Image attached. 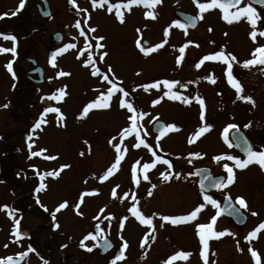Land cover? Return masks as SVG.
I'll use <instances>...</instances> for the list:
<instances>
[{
	"label": "rangeland",
	"instance_id": "374dc122",
	"mask_svg": "<svg viewBox=\"0 0 264 264\" xmlns=\"http://www.w3.org/2000/svg\"><path fill=\"white\" fill-rule=\"evenodd\" d=\"M31 1L26 0L23 8L16 11L21 0H0V33L15 36L22 50L21 60L17 62L22 75L16 77L6 67L9 62L12 63V68L15 64L12 53L0 54V180L3 176L7 181L3 194L1 192L4 188L0 182V206L7 205L9 210H15L11 216L8 210H0V260L11 256L13 264H44L45 261L48 264H113V261L115 264H156L155 260L159 256L165 259L163 253L167 252L168 259L170 255L182 250L191 255L188 258L182 257L181 261L176 259L177 264H205L202 252L207 255V264H256V259L252 256V251H255L260 264H264V229H261L256 237L245 239L264 222V199L260 202L254 200V204L246 205V209L238 204L236 198V202L231 199L234 193L240 196L244 194L252 199L256 192H264V168L259 164V169L254 166L246 173H238L237 183L228 194V199L230 198L235 208L239 206L240 210L242 208L249 213L251 220L247 221L246 225L237 226L230 217L221 215L218 208H214L212 217L219 213L214 231L228 230L231 234L219 238L210 236L207 249L200 243L197 225L193 228H174L165 224L163 227H157L161 243L145 253L147 248L141 247V243L146 229L138 226L132 219H136V215L130 216L137 208L143 210L144 214L147 211L151 217H160L162 210L168 212L179 209L174 212H181L184 209H180V205L186 196L188 205L192 207L191 201L195 195L198 194V199L200 198L199 189L196 190V185L189 180L185 182L183 173L191 170L193 166H204L202 168H208L214 176L227 174L224 165L232 166L234 163L226 159V155L231 154L229 137L227 142L224 139V129L228 125H240L241 128L245 124L250 125L248 128L253 138L252 143H255L256 147L264 148V65L243 66L244 61L254 58L252 53L257 47L264 46V36L259 35L264 31V7H254L258 9L259 23L253 29L246 16L241 17L239 21H225L222 24L223 13L216 8L201 13L194 0H161L148 11L155 14V19L149 16L142 19L141 12L134 11L133 24L120 27L115 16L104 11L97 15H94L95 12H92V15L84 14L85 9L76 11L75 8L79 9L80 6L77 0L75 5L70 3V0H53L56 7L65 2L66 7H61L57 18L65 19L70 28V37L78 35L76 24L83 17L87 16L92 20L83 22L79 32L87 27L93 44L90 45L91 52H83L79 50L84 45L81 39L71 38L75 47L70 50L66 48V54L55 59L53 66V61H48L47 34L56 29V26L52 22L39 21L40 18L34 17L31 13ZM200 2L209 3L210 0ZM247 4L248 0H243L238 7ZM179 7L203 16L199 26L187 34L178 29L170 19L172 10ZM99 8L98 4L96 9L99 11ZM213 19L219 22L213 27L215 42H207L208 45H205L207 43L204 39L197 38V35L205 31L209 37L212 29L209 31L211 25L208 21ZM41 28L45 29L47 34H42ZM91 28L96 31H89ZM253 30L257 31L255 41L250 36ZM101 36L104 39L99 43L104 47L97 48L96 38ZM136 39L146 48L167 42L163 43V47L145 54L136 47ZM198 40L201 42L194 43ZM189 41L192 43H188ZM145 42L147 44H144ZM185 45L187 47L181 54L179 49ZM0 46L12 48L13 41L0 37ZM222 47L228 54L236 57L235 61H229L232 64L233 77L242 85L241 95L252 97L254 104L238 98L236 89L228 82L225 62L215 64L217 62L213 60L204 61L199 68L196 67L204 56L214 55L222 51ZM103 52H107V56L100 60L99 56ZM89 55L98 59L96 66L85 64ZM181 55L183 59L178 64L177 60ZM26 57H35L42 60L43 64L46 63L48 72L45 77L55 92H45L49 88L40 92L36 88L39 85L25 78V70L30 66ZM109 66L111 72L108 71ZM95 68L103 75H92ZM60 71L69 75L60 76ZM104 75L112 81L111 84L104 80ZM213 79L215 83L212 82ZM164 80L177 83L169 89L163 83ZM145 85L149 87L146 88ZM110 87L113 89V95L109 108H92L83 113L86 105L95 102L102 93L106 95ZM61 88L65 90L64 97L60 100L51 99V96L59 95ZM118 88H123L125 92L130 88L132 95L125 97L117 91ZM172 94L187 98L191 102L186 104L184 99H171ZM197 96L204 100L203 109L195 99ZM122 100L125 104H132V110L121 106ZM155 100L160 102L154 104ZM46 105L59 108L60 113H45L44 110L49 108ZM42 114L46 123H41V127L37 129L35 124ZM132 116L136 117L133 141L121 142L117 137L112 139L114 135L120 137L121 132L127 128V122L132 121ZM157 120H163L166 125L175 124L179 131L167 130L163 135L157 136L152 132ZM67 124L68 130L65 131ZM203 124L211 125V128L196 137L194 134ZM24 133L28 137L27 142ZM147 139L152 145L144 143L139 147L134 146L139 144L140 140ZM190 139L193 140L192 143H189ZM114 145H120L119 153L123 155L120 157V163L123 162L124 165L119 164L111 173H107V169L114 164V156L119 154ZM3 152L6 154L3 155ZM32 152L41 154L32 156ZM51 156L56 158L48 159ZM156 156H162L161 160H171L181 167L182 181L169 185L166 182L158 183L157 181L164 179L161 173L169 176L176 173L167 172L165 166L169 165L160 162L146 180L156 184L151 188L152 194L145 197L147 185L137 183L138 179L134 180L130 176L133 175V169L138 171L140 165L150 159L156 160ZM216 156L225 158L216 161ZM18 164L21 182L14 183L13 170L17 169ZM126 164H132L131 171ZM61 165L68 167L54 178H47L42 174H39V179L33 177L35 169L55 172L59 171ZM170 165L169 169L173 167V164ZM100 175L109 179H99ZM41 183L45 188L40 189ZM113 185L118 186L115 197L111 191ZM31 190L36 199L40 198L39 205L35 204ZM225 193L227 192L217 195L221 196V201ZM65 201L67 207L57 212L58 205ZM77 204L79 213L75 208ZM131 207L134 208L129 210ZM253 212L256 215H252ZM53 213L55 219H60L56 222L59 225L56 232L48 231L47 236H50L47 238L40 233L35 234L34 238L29 234L23 236L24 229L27 228L28 233H31L37 228V224L45 222L48 215L53 218ZM199 214L198 225L206 224L210 216L207 209L203 208ZM124 217H128V225L125 223V227L121 228L120 223ZM97 219H108L110 224H114L118 232L113 234L116 244H124L126 241L131 245V254L129 253L127 261L116 263L111 257H99L94 252L96 239L91 238L95 237L92 223ZM15 220H19V235H16ZM66 255L70 256L69 262L66 261Z\"/></svg>",
	"mask_w": 264,
	"mask_h": 264
},
{
	"label": "flooded vegetation",
	"instance_id": "af4514ba",
	"mask_svg": "<svg viewBox=\"0 0 264 264\" xmlns=\"http://www.w3.org/2000/svg\"><path fill=\"white\" fill-rule=\"evenodd\" d=\"M79 1L80 3V6H79V9L78 8H75L76 11H81L83 9H86V11L84 12V14H91L92 15V12H95L94 15H97V13L99 14V12H106L107 14L109 15H113L115 16V19H116V23L118 24V26L120 27H124L126 24L127 25H132L133 24V13L134 11H140L141 12V17L142 19L146 18L148 16L145 15L146 12H148L150 10V7H146L144 4H134V5H131L130 9L129 8H121L119 9V11L122 13L123 15V22H121L118 18H117V15H116V9L113 8L112 11H108V8H109V4H116V3H127V0H109V3H105L103 4V6H100L99 8V11L98 9H96V7H93L92 5V0H77ZM249 2V1H248ZM55 2L53 0H32L31 1V4L33 5V10H31V13H33V16L34 17H38L40 18L39 21H43V22H52V24H54L56 26V29H54L52 32H49L47 34V31L45 29H40V31L42 32V34H47L48 36V41H49V46L46 48L48 50V61L49 63H51L53 61V58H49V54L51 52H53L55 54L54 56V60L57 59L59 56H63L65 53V49L67 48L68 50H70L71 48L67 47L68 45L72 44L73 45V41L71 38H79V40L81 39V41L84 43L83 47L80 48L79 50L80 51H83V52H91L92 48H90L91 46L90 45H93L90 41V38H89V33L87 32V27H85V29L83 30L84 31V35H81V33L79 32V30L82 28V25H83V22L86 23V21L88 22H91L92 20L89 18V17H83L81 20H80V28H77L78 29V35H76L75 37H70V32H69V27L67 26V24L65 23V19L64 20H59L57 18V16L60 14V11H61V7L65 5V2H61V4L56 7V5L54 4ZM253 6V5H252ZM253 7H256L258 9H261L260 7L258 6H253ZM185 8L183 7H179L178 9H174L172 10L171 14H172V17L170 19H172L174 21V25L184 31L185 33L191 31V30H195L199 24H200V19H197L196 20V26L194 27H187V26H184V27H181V23L179 21H177L174 17V12L176 10H183V11H186L192 15H194L195 17H199L198 15L194 14V13H191L189 12L188 10H184ZM257 9V10H258ZM260 11V10H259ZM170 17V15H169ZM178 22V23H177ZM209 22V25H211V27L209 26V28L212 29V31L210 32L209 34V37L205 34V31H201L200 33H198L197 35V38H202L204 39L205 43L207 42H210L209 44L211 43H214L215 40L213 39V33L215 34V32H213V27L216 24H218L219 22L216 21L215 19H213V21H208ZM221 23H225V20L222 19L221 20ZM259 23V22H258ZM61 27V32L59 33V35H57L58 37L55 38V33L59 30V28ZM96 27V26H95ZM208 32V30H207ZM220 36V34H219ZM226 36V35H225ZM131 38H133V35L131 36ZM213 39V40H212ZM197 42H201L200 40L198 41H194V43H197ZM205 45H208L205 44ZM13 46H15L16 48V52H15V55H13V58L15 60V64L12 68V74L14 73V77H16L17 75H22L21 73V68H19L20 66L18 65L17 66V62L19 60H21V57H22V50H21V45L19 43L18 40H15V42H13ZM138 47V46H136ZM62 48V49H60ZM220 48V46H219ZM223 49V50H222ZM225 48H221V50L227 55V51L224 50ZM62 50V51H61ZM217 50H220V49H217ZM61 51V52H60ZM220 52V51H219ZM93 61H94V65L96 66V62H98V59L97 58H94L92 57ZM26 61L30 64V66L25 70V78L30 81L31 83L35 84V85H39V87H36L38 91L40 92H43V89L46 88H49L48 91H45V92H49L48 94H52L53 92H55V90L53 89V86L52 84L46 80V73L48 72L47 70V65L46 63L43 64L42 60L40 61L38 58H35V57H26ZM209 62V60H207ZM215 64H222L224 63V61L222 60H215ZM38 67H41L42 71H43V78H42V81L41 82H38L41 78H39V74L37 72H34L35 69H37ZM96 69V68H95ZM19 78V77H18ZM130 88H127L126 89V92L130 95L131 94V91L129 90ZM132 110V109H131ZM132 124L133 122L132 121H128L126 126L127 128L125 129H131L132 128ZM246 125V124H245ZM245 125L241 128L240 125H237L245 134V136L251 141L253 138L252 136L249 134V128L248 127H245ZM65 131L66 129L68 130V124L66 125V128H64ZM124 129V130H125ZM122 131L121 134H120V137L117 135H114L112 137V139L114 137H117L118 140H120L121 142L122 141H133V130L132 131ZM26 133H24V138L26 137L25 135ZM252 138V139H251ZM109 140L110 141H112ZM82 140H84V138H82ZM26 142V141H25ZM146 145H152L148 139L145 141ZM252 143V141H251ZM231 143H229L230 145ZM253 145V149L256 150V151H260V150H264V148H260V147H256L255 143H252ZM120 146V145H119ZM118 146V147H119ZM235 146L233 144H231L230 146V149H231V154H227V156H233V157H238L240 159H245L246 158V155L245 154H242L238 151V149L234 148ZM135 150V149H134ZM3 155H5L6 153L3 152L2 153ZM117 156L120 157H123L122 153H119L118 155H115L114 156V163L116 161V158ZM162 158V156H160ZM166 156H164L165 158ZM156 159V158H155ZM123 160V159H122ZM125 160V159H124ZM123 160V161H124ZM228 160V159H227ZM170 162V164H173V167L171 169H169V166H165V169L167 172H170L173 173V172H176L174 174H172L170 176V179L169 180H160V181H157L158 183L160 182H166L167 185L171 184L172 182L175 183V182H179V181H182V177H186L184 179L185 182H187V180H189L191 183H193L194 185H196V190L199 189V195H200V198L198 199V194L195 195V198L193 199V201H191V205L192 207H190L188 205V197L186 196V198L182 201V204L180 205V209H184L183 211L181 210V212H174V211H178V210H174V211H169L168 212H165V211H160V217H158L157 215H153L152 217L150 216L151 214L148 213L147 211H145V214L143 213L144 211L137 208V212L140 213L141 216H143L145 219L147 218H151L152 219V224L151 225H147V224H144V223H141L140 221V218L136 216V219H134L132 217L133 212H131L130 216L132 217V219L135 221L136 224H138V226L146 229V234L143 236V244H144V248H147L145 253H147L148 251H150V248L151 247H156L158 245V243H161V236L159 235V229L157 230V227L158 226H161V224L163 225H168L170 227H184V226H188V227H195L196 225H198V219L200 218V214L198 213L197 217L188 221V222H181L177 225H173L170 221H164L162 220V217L163 216H180V215H186V214H189L192 210H194L198 205H201L203 204L204 207L203 208H206L207 209V213L210 214V216L208 217L207 219V222L206 223H209L211 218H212V214L211 212H213L214 208H218L220 211H221V207L222 205L221 204H224L225 202H229L231 200L228 199V197H230L228 194H229V191L231 190L232 191V188L236 185L237 183V179H238V173L241 174V173H246V171H248V169H253L254 166L257 167L258 163H251L250 165H248L246 168L244 169H239V168H236L235 167V162L233 163L232 166H229V167H232L233 168V182L228 184L227 183V176H228V173L226 175H221V176H214L213 173L211 172V170H209L208 168L204 169V173L205 175H210L209 177V181L207 183V186L208 187H213V184H214V180L215 182L219 181L221 178H223L225 180V186L223 187H220V188H217V187H214L212 188L211 190H205L201 188V179L199 177V173L201 172L200 169L204 166H193V168L191 170H186L183 174V176L181 175L182 173V168L181 167H178L177 164L175 165L173 163V161L171 160H168ZM231 161V160H230ZM160 162L163 164V160H160V161H157V160H152L150 159V161L146 162L147 164H153L154 167H151L147 170H145L143 168V165L146 164H142L140 165L141 168L136 171L135 173V177L136 179L139 180V182H142L144 184H146L147 186V190H146V194L144 195L145 197H147L146 195H148L149 192H151V188L153 187V185L156 184V182H148L146 180L143 179V176L144 175H148L151 174V172L156 168V166H158L160 164ZM127 163V162H125ZM122 166L124 165V163H120ZM1 165L3 166V162H1ZM128 165V166H127ZM132 165V164H131ZM131 165L130 164H126V167H129L130 168V171H131ZM19 167V168H18ZM176 168V169H175ZM258 168V167H257ZM125 169V168H124ZM259 169V168H258ZM17 170V171H16ZM129 171V170H128ZM141 171V172H140ZM200 171V172H199ZM264 171V170H263ZM116 172H118V169H116ZM45 173V172H44ZM13 174H15V179H14V183H19L21 182V170H20V164L17 165V169H14L13 170ZM39 174H41V171L35 169L33 170V177L35 178H38L39 179ZM131 178H133V175L130 176ZM178 177V178H177ZM1 180L0 182L2 183L3 185V188L4 190L1 192L2 194L5 193V186H6V179L5 177L1 176ZM102 179V180H108L109 177L106 179L104 178L103 176L101 177V175L99 176V179ZM211 178V180H210ZM212 185V186H210ZM121 186H123V184L121 183ZM118 186L117 185H113L111 187V191L113 192V190L115 189V191L117 192V189ZM126 188V187H125ZM127 189V188H126ZM128 190V189H127ZM34 191L36 192V189H34ZM32 192V196H33V190H31ZM220 192H227L225 193V195L222 196L223 200L221 201V196L218 197L217 195L220 194ZM204 195H209L211 196L214 200H216L218 202V207L217 206H214L213 204H211L209 201H205L203 199ZM216 195V196H215ZM235 195V193H234ZM232 195L231 199L236 202L235 198L237 199L238 197H243L246 201V205L249 206V205H252L253 201L254 200H257L258 202H260L262 199H264V192H261V191H258L255 193V196L250 199L248 197H246L244 194H242L243 196H240V194H236L235 196ZM34 197V196H33ZM115 197V196H114ZM252 197V196H251ZM35 199V204L36 205H39V201L40 198ZM115 199V198H114ZM236 204V203H235ZM254 204V203H253ZM132 206V205H131ZM238 206V205H237ZM239 207V206H238ZM134 207H131L129 210H132ZM243 209H246L245 207H242ZM241 208V210L246 213L247 215V218H246V223L247 221H250L251 218H250V215L249 213L245 212L243 209ZM46 215L47 213L44 212ZM174 214H177V215H174ZM60 221L59 218L57 219H53V218H50V215H48V218H46L45 222L43 224H37V228L35 230H32L31 233H27L29 235H32V238H34L35 234L37 233H40V234H43L45 235V237H49L50 235L47 236V232L48 231H52V232H56L55 230H57V223ZM127 220H122L121 222L123 223V225L126 223L128 225V221L126 222ZM201 221V220H200ZM246 225V224H245ZM95 226H98V229H99V232L98 233H95V241H96V247L94 249V252H96V254L99 256V257H111L113 260H116V254H117V251L119 248L123 247V243H119V244H116V241L114 240V237H113V234L115 235V232H116V227H114V224H110L109 223V220L108 219H97L95 220L93 223H92V229L95 228ZM125 227V226H124ZM26 232H29V230L26 228L24 229ZM118 233V232H116ZM145 237H147V241L145 243ZM104 238H107L110 240L111 244H112V248L107 251L106 253L102 254V247L100 246V243L101 241L104 239ZM210 239H208L209 241ZM201 243V242H200ZM142 244V243H141ZM202 244V243H201ZM131 246V245H130ZM130 246L128 245V247L125 249L124 248V258L120 261L116 260L117 262L116 263H122L124 261H127L129 258V253L131 254L130 252ZM145 250V249H144ZM179 252H184L182 250H179L177 251L176 253H174L173 255H170L168 259H166V254L167 252L163 253L165 255V259H162L161 256L158 257V259L155 260V263L156 264H177L178 262L175 261L176 259H178L179 261H181V258L182 257H179L177 256V258L175 260H172L171 258L173 256H176L177 253ZM144 253V255H145ZM77 254V253H75ZM208 257H210L209 253H208ZM66 261L69 262V259H70V256L69 255H66ZM188 258V257H187Z\"/></svg>",
	"mask_w": 264,
	"mask_h": 264
},
{
	"label": "snow or ice",
	"instance_id": "6c2138e0",
	"mask_svg": "<svg viewBox=\"0 0 264 264\" xmlns=\"http://www.w3.org/2000/svg\"><path fill=\"white\" fill-rule=\"evenodd\" d=\"M161 0H127V3H116V4H109V8H108V11H112L113 8H115L117 11H116V15H117V18L123 22V15L122 13L119 11V9H121L122 7L123 8H129L131 7V5H134V4H144L146 7H154L156 4L160 3ZM261 2H264V0H261ZM70 3H73L75 5V0H70ZM105 3H109V0H92V5L93 7H96L98 6H103V4ZM194 3L197 5V7L200 9L201 13H203L205 10H210L212 8H216L218 7L223 15H222V19H224L226 22L228 23H232L233 21H239L241 19V17L243 16H246L247 17V20L248 22L251 24L252 28L255 29L256 26H257V23H258V13H257V10L252 6L251 3L247 4L246 6L244 7H238L240 4H241V0H210L209 3H201L200 0H194ZM24 6V0H21L20 2V5H19V8L16 10L18 11L20 8H23ZM235 8L236 10L235 11H230V9H233ZM86 11V9L84 10ZM13 15L15 14V11L12 13ZM146 16H149L153 19H155V14L153 12H146L145 13ZM203 16H199V17H191V20L193 21V24L192 26H195V21L197 19H202ZM178 23V22H177ZM76 27L77 28H80V23L79 21L77 22L76 24ZM181 27H184L183 25H181ZM89 31L91 32H95L96 29L95 28H91L89 29ZM139 31V29L137 30ZM209 31H211V28L209 29ZM187 34V33H186ZM81 35H84V31L81 30ZM168 35V32L166 31L165 32V36ZM226 35V33H225ZM259 35L261 36H264V31H261L259 33ZM250 36L251 38L253 39V41L256 40V37H257V31L253 30L250 32ZM0 37H2L3 39H10L12 40L13 42H15L16 38L15 36H12L10 34H3V33H0ZM104 37H98L96 38L97 40V43H96V47L97 48H103L104 45L100 44L99 41L103 40ZM167 41H164L160 44H156L154 46H151V47H144L140 44V41L137 40V46L140 48V50L142 52H144L145 54H148L154 50H157L161 47H163V43H166ZM188 43H192L191 41H189ZM198 46V45H197ZM67 47L69 48H72V47H75V45H68ZM185 47H187V45L185 46H182L180 47L179 51L181 54L184 53L185 51ZM62 51V50H61ZM12 53L13 55H15V52H16V48L15 46H13L12 48H4L2 46H0V54L2 53ZM55 56V54H54ZM107 56V52H103L100 54L99 56V59L100 60H103L104 57ZM252 56L254 57L253 59H248L246 61L243 62V66L244 67H248V66H251V65H255V64H261V65H264V46H260V47H257L254 52L252 53ZM183 59V55H181L178 60H177V63L179 64ZM207 60H222L224 61L226 64H227V77H228V82L236 89L237 91V94H238V98L239 99H242V100H247L249 102H252L253 104L255 103L254 100L252 99V97L250 96H243L241 95V93L243 92V88H242V85L239 83L238 80H236L234 77H233V74H232V64L229 62L230 60L231 61H235L236 60V57L232 54H225L223 51H220V52H216L214 55H207V56H204L203 57V60H201L200 63H198L196 65L197 68H199L204 61H207ZM85 64H94V61L92 59V56L89 55L87 57V60L85 61ZM53 66H55V63H54V57H53ZM7 69L9 72H12V63L9 62L7 65H6ZM108 71L111 72L112 69L111 67L109 66L108 68ZM14 75V73H13ZM59 75L60 76H65V75H69V73H65L63 71H60L59 72ZM92 75H103L102 73H100V70L98 68L94 69L92 71ZM104 80L108 81V83H112V81L109 80L108 76L107 75H104L103 76ZM213 83H215V80L213 79L212 80ZM163 83L169 88L171 89L177 82L176 81H170V80H164ZM144 87H149L148 85H145ZM151 87H158V85H151ZM118 92H121L123 93V95L126 97L128 96V93L124 91L123 88H118L117 89ZM65 90L63 88H61L59 90V95H53L51 96L50 98L53 99V100H60L64 97L65 95ZM113 95V89L110 87L108 88L107 90V94H101L96 100L95 102L93 103H89L88 105H86L83 109V113H87L90 109L92 108H100V109H107L110 107V98L112 97ZM167 95V93H166ZM171 99H184V102L187 104V103H190L191 101L187 98H182L180 97L179 95H176V94H172L170 96ZM195 99L199 102L201 108L203 109L204 107V100L202 98H200L199 96L195 97ZM160 101L159 100H155L153 101L154 104L156 103H159ZM121 106L123 107H127L128 109H132V104L128 103V104H125L124 101L122 100L121 101ZM5 107H7V105H5ZM45 113H60V109L59 108H56V107H49L47 109L44 110ZM141 115H143V113H141ZM61 117H62V114H61ZM130 119L133 121V124H132V128L131 129H125L124 131L128 132V131H132L133 129H135L136 127V117L135 116H132L130 117ZM204 117H203V114L201 115V120L203 121ZM41 123H46V120L44 119V115L42 114L41 117H40V120L35 124V128H40L41 127ZM250 125H245V127H249ZM211 128V125H207V124H203L199 129L198 131L194 134L196 137H198L200 134L208 131L209 129ZM229 129H238V126L237 125H228L225 129H224V139L225 141L227 142L228 141V133H229ZM167 130H174V131H179V128L175 125V124H169L167 125L165 128H164V131H167ZM163 134V133H162ZM137 135H139V133H137ZM30 139V138H29ZM115 139V137L113 138ZM237 139L238 140H243V144H244V149L243 151L245 152L246 154V158L245 159H240L238 157H233V156H227L226 159L228 160H231V161H234L235 162V167L236 168H239V169H244L246 168L248 165H250L251 163H258L259 166L261 168H264V150H260V151H256L253 149V147L248 143L247 139L242 137V136H237ZM111 142V141H110ZM193 140H189V143H192ZM145 141L144 140H140L139 144H136L134 145L135 147H139L140 144H144ZM231 146V144L229 145ZM30 149H31V145H29ZM114 147H116V150H117V153H119L120 149L118 146L114 145ZM43 151H46V150H41V152ZM41 153L39 152H32L31 155L32 156H37ZM56 157L55 156H51V157H48V159H55ZM157 161H160L162 158L159 157V156H156L155 157ZM225 157H222V156H216L214 159L216 161H220L221 159H224ZM163 163L166 164V165H170V162L168 160H163ZM120 164V158L119 156H117L116 158V161L115 163L107 169V173H111L112 170L114 168L117 167V165ZM68 167V165H61L60 167V170H63L64 168ZM151 167H154L153 164H144L143 165V168L145 170L151 168ZM224 168L226 169L227 173H228V176H227V183L230 184L233 182V168L232 167H229L227 164L224 165ZM135 169H133V179L135 180L136 177H135ZM48 175H58L59 172H49L47 173ZM161 175L163 176L164 180H169L170 179V176L169 175H166L164 173H161ZM106 178V176L104 177ZM178 178V177H177ZM143 179L144 180H148L149 177L148 175H144L143 176ZM137 183H139V181L137 180L136 181ZM214 187H217V188H220V187H223L225 186V180L223 178H221L219 181L217 182H214L213 184ZM153 187H155V185H153ZM45 188V185L43 183H41L40 185V189H43ZM201 188L203 190V181H201ZM37 191H39V189H37ZM85 194H88V193H85ZM149 195H151L152 193L149 192L148 193ZM112 195L113 196H116V191L115 189L113 190L112 192ZM135 198V197H133ZM203 199L205 201H209L211 204H213L214 206H217L218 207V202L216 200H214L211 196L209 195H204ZM230 199V198H229ZM83 200V196L81 197V202ZM237 202L238 204L241 206V207H246V201L243 197H238L237 198ZM43 207V205H42ZM67 207V201L65 202H62L58 205V207L56 208V211H60L61 209H64ZM204 205L201 204V205H198L194 210H192L189 214H186V215H180V216H163L162 217V220L164 221H170L173 225H177L181 222H188L194 218L197 217L198 213L203 209ZM77 212L79 213V204H77L75 206ZM0 210H8V214L11 216L12 215V212L15 211V210H9L8 209V206L7 205H3V206H0ZM103 212V209L101 210ZM235 211L237 213H239V209H235ZM133 214L136 215L137 217L140 218V221L141 223H144V224H147V225H151L152 224V219L151 218H147L145 219L143 216L140 215L139 212L133 210ZM53 215V219L55 218V213L52 214ZM219 215V213H217V215H214L210 222L209 223H206V224H199L197 225V229H198V235H199V238H200V242L203 244V247L204 249H207L208 248V238L211 236V237H216V238H219V237H222L226 234H231L228 232V230H223V231H214V225L216 224V220H217V216ZM252 215H256L255 212L252 213ZM128 217H124L123 220H127ZM15 225L17 226V232H16V235H19V232H18V225H19V220H15ZM57 227H59V225H56ZM123 223L121 222L120 223V227L123 228ZM161 227H163V224H161ZM261 229H264V222H261L258 227L253 230L252 232L249 233V235L247 237H245V239L247 240H250L251 238L253 237H256L257 233L261 230ZM89 236H91V234H89ZM88 237H86L87 239ZM92 239H95L94 236H91ZM147 241V237H145V243ZM7 247V245H5ZM81 246L83 247V242L81 243ZM144 244L142 243L141 244V247H143ZM105 247H110V244H108L106 242L105 244ZM128 247V244L127 242L125 241L124 244H123V248H127ZM32 251H35L34 249H32ZM89 251H91V249H89ZM23 255V254H21ZM191 255V253H187V252H179L176 254V256H173L171 259L172 260H175L177 258V256L179 257H183V258H187ZM201 255L203 256L204 258V262L205 264H207V255L202 252ZM252 256L256 259V264H260V260H259V257L257 255V253L255 251H252ZM124 258V253L123 251L120 253V255H118L116 257V260H120V259H123ZM0 264H13V258L11 256L7 257L6 259L4 260H0ZM44 264H48L47 261L44 262ZM113 264H115V261H113Z\"/></svg>",
	"mask_w": 264,
	"mask_h": 264
},
{
	"label": "water",
	"instance_id": "95a60500",
	"mask_svg": "<svg viewBox=\"0 0 264 264\" xmlns=\"http://www.w3.org/2000/svg\"><path fill=\"white\" fill-rule=\"evenodd\" d=\"M251 3L255 4V5H259V6H264V2H261V0H249ZM191 17H194L192 16L191 14L189 13H186L184 11H176L175 12V19L178 20L180 23H182L183 25L185 26H189V27H193L192 24H193V21L191 20ZM195 24H196V21H195ZM61 29V27H60ZM59 35L58 34H55V38H57ZM145 44H147V42H145ZM52 53L50 54V57H52ZM34 72H37L39 74V78H41L38 82H41L42 81V78H43V71L41 69V67H38L37 69L34 70ZM166 127V124L164 121L162 120H157L154 125H153V130L154 132H156L158 135L162 134L163 131H164V128ZM242 136L244 138L247 139L248 143L253 147L251 141L245 136L244 132L242 130H240L239 128L238 129H233L230 133V138H231V141L232 143L235 145V147L239 150L240 153H243L245 154V152L243 151L244 149V144H243V140H238L237 139V136ZM204 169L206 168H201L200 169V173H199V177L201 179V181H203V187L208 189V190H211L213 187H208L207 186V183L209 181V177L210 175H205L204 173ZM211 180V178H210ZM215 182V180H214ZM212 186V185H210ZM233 208V209H232ZM235 209H237V207L235 208V206L232 204L231 201H227L225 202L224 206H223V214L232 218L233 221L238 225V226H242L243 224H245L246 222V216L245 214H243L241 211H239V213H237L235 211ZM97 232H98V229H95ZM106 242L108 244H110V247H105V244ZM100 246L102 247V253H105L107 250H109L111 248V243L109 241V239L107 238H104L101 243H100ZM122 252V249L118 252L117 256L120 255V253Z\"/></svg>",
	"mask_w": 264,
	"mask_h": 264
}]
</instances>
